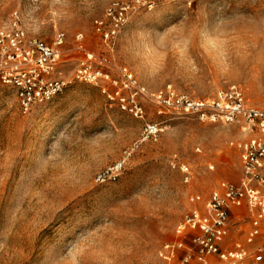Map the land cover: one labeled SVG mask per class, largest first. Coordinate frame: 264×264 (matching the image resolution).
Masks as SVG:
<instances>
[{"label":"rangeland","instance_id":"obj_1","mask_svg":"<svg viewBox=\"0 0 264 264\" xmlns=\"http://www.w3.org/2000/svg\"><path fill=\"white\" fill-rule=\"evenodd\" d=\"M116 1L131 9L114 57L138 82L150 90L171 84L198 99L236 85L264 108V0H0V26L18 10L31 35L50 42L64 32L69 76L81 56L76 34L88 51H105L92 21ZM143 118L74 81L22 114L14 90L0 83V264H166L157 251L176 239L175 226L213 188L239 177L227 142L241 133L149 102ZM144 121L162 124L157 141L142 143L115 181L98 183ZM174 156L190 166L188 184L171 167Z\"/></svg>","mask_w":264,"mask_h":264},{"label":"built area","instance_id":"obj_2","mask_svg":"<svg viewBox=\"0 0 264 264\" xmlns=\"http://www.w3.org/2000/svg\"><path fill=\"white\" fill-rule=\"evenodd\" d=\"M130 9L128 3L112 2L92 21V31L105 47L103 52L88 51L82 35H75L81 56L69 76L61 60L65 33L56 31L46 42L28 32L20 11H12L0 26V83L14 90L22 114L48 103L74 81L97 86L119 111L137 119H144V104L149 102L178 116L236 126L241 137L230 139L227 146L237 152L239 177L213 188L202 207L193 206L175 226L176 239L164 243L157 255L166 264H213L214 260L219 264H264V108L250 104L236 85L198 99L178 92L171 84L150 90L138 82L114 57L116 40ZM162 132L160 122L144 121L138 139L95 180L100 184L115 181L133 152L144 142L157 141ZM170 164L188 184L192 179L190 166L176 156ZM195 200L200 201V196Z\"/></svg>","mask_w":264,"mask_h":264},{"label":"bare ground","instance_id":"obj_3","mask_svg":"<svg viewBox=\"0 0 264 264\" xmlns=\"http://www.w3.org/2000/svg\"><path fill=\"white\" fill-rule=\"evenodd\" d=\"M241 39L244 41H246L247 43H249V40L247 39V37L245 36V35H241ZM250 44L251 45H255V44H259V42H258V39L256 40H254V39H251L250 40ZM250 48H255V47H253V46H250ZM264 48V46L262 45L261 46V49H263ZM264 52V51H263ZM263 65H264V63H263Z\"/></svg>","mask_w":264,"mask_h":264},{"label":"snow or ice","instance_id":"obj_4","mask_svg":"<svg viewBox=\"0 0 264 264\" xmlns=\"http://www.w3.org/2000/svg\"><path fill=\"white\" fill-rule=\"evenodd\" d=\"M216 45L215 44H213V47H215Z\"/></svg>","mask_w":264,"mask_h":264}]
</instances>
